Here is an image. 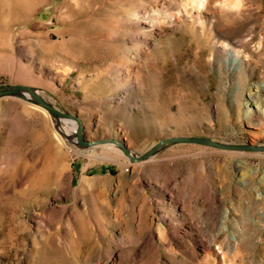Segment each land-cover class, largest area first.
Instances as JSON below:
<instances>
[{
    "label": "rangeland",
    "instance_id": "1",
    "mask_svg": "<svg viewBox=\"0 0 264 264\" xmlns=\"http://www.w3.org/2000/svg\"><path fill=\"white\" fill-rule=\"evenodd\" d=\"M195 1L0 0V84L35 87L85 138L136 154L177 135L264 144V0ZM57 121L0 98V264H147L133 230L164 264H264V152L178 143L110 161Z\"/></svg>",
    "mask_w": 264,
    "mask_h": 264
},
{
    "label": "water",
    "instance_id": "2",
    "mask_svg": "<svg viewBox=\"0 0 264 264\" xmlns=\"http://www.w3.org/2000/svg\"><path fill=\"white\" fill-rule=\"evenodd\" d=\"M27 94L28 97L22 95ZM21 96L26 100L35 102L50 114L66 119L76 120L78 123V130L76 134V143L82 147L98 146L102 144L112 143L118 146L128 155L131 162H143L151 157H154L162 148L169 144L188 143V144H200L209 147H213L220 150L236 151V152H264V144L253 143H225L215 140L211 137L204 135H177L166 138H160L150 149L141 154H136L132 151L130 146L122 139L115 137H103V138H85L86 130L85 125L78 114H74L68 111H62L48 101L42 98L37 92V89L31 85L25 84H0V98L8 96Z\"/></svg>",
    "mask_w": 264,
    "mask_h": 264
},
{
    "label": "bare ground",
    "instance_id": "3",
    "mask_svg": "<svg viewBox=\"0 0 264 264\" xmlns=\"http://www.w3.org/2000/svg\"><path fill=\"white\" fill-rule=\"evenodd\" d=\"M195 4L197 5V6H200V4H203V1H201L200 2V0H196L195 1ZM234 56H236L237 57V54L236 53H234ZM37 92L40 94V96H42V98L43 99H45L46 101H48L51 105H53L54 107H56V108H58V109H60L53 101H51V100H49L48 98H46V97H44L41 93H40V91L37 89ZM22 95H24V96H26V97H28V95L27 94H22ZM42 110H44L45 112H46V110L45 109H43L42 108ZM60 110H62V109H60ZM62 111H65V110H62ZM58 118V121H57V123H56V125H57V127H55V128H57L56 129V135H57V137L58 138H60L61 140H63L64 139V137H62V135L61 134H63L66 138H68V137H70V138H68V139H70V140H72L74 143H76L75 141H76V134H77V130H78V123L76 122V120H73V119H66V118H59V117H57ZM66 125H69L70 126V128H65L66 127ZM60 132H62V133H60ZM69 135V136H68ZM107 146H109L108 148V153H104L105 155H94L93 157H95V158H102V159H110V161H112V156L114 155V156H116V155H119V156H122V157H125L126 159H129V157H128V155H126L125 153H124V151H122V149L121 148H119L118 146H116L115 144H112V143H107L106 144ZM105 150V149H104ZM93 155V154H92ZM92 157V156H91ZM95 158H93V159H95ZM115 158V157H114ZM119 158V157H118ZM152 158V157H151ZM158 158V157H157ZM156 158V159H157ZM116 159V158H115ZM150 159V158H149ZM98 160V159H97ZM114 160V159H113ZM130 160V159H129ZM152 160H154V159H152ZM116 161V160H115ZM146 161V160H145ZM149 161V160H148ZM151 161V160H150ZM149 161V162H150ZM144 162V161H143ZM147 162V161H146ZM152 162V161H151ZM153 163V162H152ZM61 173V172H60ZM88 179H86V178H83L81 181H80V186H81V188L83 189V191H84V189H86L87 188V185H88ZM89 185H90V183H89ZM115 213H116V211H115ZM88 217L89 216H86V215H83L82 217H80L81 218V221H80V224H79V231H80V233L81 234H83V235H85L86 234V232H87V229H86V221L88 220ZM111 217V216H110ZM183 217H184V220L185 219H188L187 217V214L186 213H183ZM109 219H111V218H109ZM115 223V222H114ZM195 226H194V224H192L191 223V229L190 230H187L186 231V233H189V234H192V233H194V229L196 228H194ZM179 229H180V227H177V230H175L173 233H171L172 234V236L173 237H175V238H178V236H179ZM130 230V229H129ZM161 230V229H160ZM100 232L101 233H104V229L102 230H100ZM161 233V232H160ZM165 234H166V232H165ZM121 235H122V233H121ZM132 235L135 237V238H137V242H140L139 243V246L137 247V248H134V249H132V250H134L135 251V253H136V255H138V254H141L142 255V257L143 256H145L146 254L148 255L149 254V256H147L146 257V259H147V264H164L161 260H160V258H159V253H160V246L154 241V237H153V235H149V238H144V239H141V231H136V230H133V232H132ZM131 236V235H130ZM206 236L207 235H205L204 236V238H205V241H206ZM179 239H180V237H179ZM121 240H122V243H124L125 242V238L124 237H121ZM168 240V239H167ZM120 242V241H119ZM218 247V246H217ZM133 248V247H132ZM219 248H220V246H219ZM237 248H238V246L235 244V246H231V247H228L227 249H226V251H224L223 249H222V253H223V257L225 258V256H226V254H230V253H235L236 252V250H237ZM187 256L188 257H195V255H194V252H187ZM144 259V258H143ZM152 259H153V263L151 262L152 261ZM225 260V259H224ZM145 263H146V261H145ZM141 264H143V262L141 263ZM229 264V263H228Z\"/></svg>",
    "mask_w": 264,
    "mask_h": 264
}]
</instances>
